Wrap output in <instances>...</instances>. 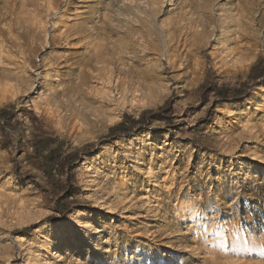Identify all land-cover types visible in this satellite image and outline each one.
Masks as SVG:
<instances>
[{"label":"rangeland","instance_id":"374dc122","mask_svg":"<svg viewBox=\"0 0 264 264\" xmlns=\"http://www.w3.org/2000/svg\"><path fill=\"white\" fill-rule=\"evenodd\" d=\"M262 68L264 0H0V264H264Z\"/></svg>","mask_w":264,"mask_h":264},{"label":"bare ground","instance_id":"6f19581e","mask_svg":"<svg viewBox=\"0 0 264 264\" xmlns=\"http://www.w3.org/2000/svg\"><path fill=\"white\" fill-rule=\"evenodd\" d=\"M141 2V1H140ZM145 3V2H144ZM149 4V3H148ZM131 5H133V4H131ZM146 5V4H145ZM143 7V6H142ZM139 9V8H138ZM146 14V13H145ZM144 15V14H143ZM213 28V27H212ZM213 36V35H212ZM147 41V40H146ZM145 42V41H144ZM147 44H149V43H147ZM103 75H105L103 78L105 79L104 80V82L106 81V84H104V85H107V87H106V91L108 92V95H112V90H111V86H112V79H113V76H112V72H111V70L110 69H107L106 70V73L105 74H103ZM101 78V77H100ZM116 82V81H115ZM103 83V82H102ZM123 83H125V82H123ZM116 84H118V81L116 82ZM119 84H121V83H119ZM103 85V84H102ZM114 85V84H113ZM121 86V85H120ZM126 86V85H125ZM119 87V86H118ZM123 87H124V85H123ZM128 88H129V85H128ZM128 88H124V92L122 91V93H121V97L122 96H125V95H129V93L130 92H132V90L131 89H128ZM105 88H103V90H104ZM120 89H122V87L120 88ZM114 90V89H113ZM123 90V89H122ZM135 90V89H134ZM105 91V92H106ZM135 91H137V90H135ZM134 91V92H135ZM121 92V91H120ZM136 93V92H135ZM114 95V94H113ZM131 95V94H130ZM107 96V95H106ZM110 96H108V97H110ZM113 97V96H112ZM134 97V96H133ZM125 99H126V97H124ZM123 98V99H124ZM82 227H83V229H85V230H89V229H92L93 228V224H92V221L90 220V219H87V220H84L83 221V223H82ZM34 243L32 242L30 245H33ZM64 250H65V252H68L69 250H70V248L68 247V246H66V247H64ZM26 264H36V259H35V254L34 253H32L31 254V258L27 261V263Z\"/></svg>","mask_w":264,"mask_h":264},{"label":"trees","instance_id":"16d2710c","mask_svg":"<svg viewBox=\"0 0 264 264\" xmlns=\"http://www.w3.org/2000/svg\"><path fill=\"white\" fill-rule=\"evenodd\" d=\"M260 63H261V61L258 62V64L254 67V71H258V70L260 69V68H259ZM262 69H264V68H262Z\"/></svg>","mask_w":264,"mask_h":264}]
</instances>
